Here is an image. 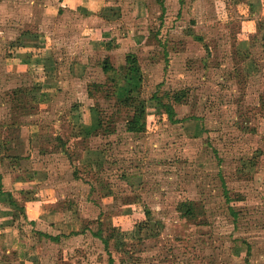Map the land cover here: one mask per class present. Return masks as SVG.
<instances>
[{"label":"rangeland","instance_id":"obj_1","mask_svg":"<svg viewBox=\"0 0 264 264\" xmlns=\"http://www.w3.org/2000/svg\"><path fill=\"white\" fill-rule=\"evenodd\" d=\"M26 1L0 0L1 30L48 29L60 59L78 48L80 17L64 29L34 0L28 19ZM108 1L80 78L65 61L28 100L40 87L0 63V154L31 156L1 169L45 189L43 264H264V0Z\"/></svg>","mask_w":264,"mask_h":264},{"label":"crops","instance_id":"obj_2","mask_svg":"<svg viewBox=\"0 0 264 264\" xmlns=\"http://www.w3.org/2000/svg\"><path fill=\"white\" fill-rule=\"evenodd\" d=\"M33 1L34 0L26 1L29 9L25 12V18L27 17L30 19V16L32 15L31 4ZM108 2V0L44 1L40 12L42 18L46 20L49 18H57L59 21L62 20L60 25L67 30L68 26H70V22H73L74 17L76 19L80 17V20H82V25L79 24L76 26V33L79 36H75L76 38H73L72 40L78 45V48L76 47L73 49L69 47L64 49L63 52L66 53L61 54L65 56L62 59L56 56L57 51H55V49H59V52H61V49L58 48L60 44L48 29H29L25 32L21 31L17 33L9 28L3 30L0 29V40L3 41L1 45L3 46V49L7 51L0 62L6 69V72H4L8 73L10 70L14 71L13 69H16L15 72L21 74L23 77V81L19 82L22 89L25 87L24 85H29V83L37 86V89L38 86L40 87L38 91L32 90L30 92L25 90V88L23 89L25 97H27L28 100H31L32 98L36 99V97H38V99L41 98L43 92L42 88L44 86L48 88L49 83H59V81L55 79L52 80L50 73L47 71L52 68H59L62 65L65 66V61H69L68 67L70 69L68 71L69 77L67 78H69L70 81L83 76L84 72L81 74L78 70L82 66H85V69L87 68L86 59L88 58L86 55H84L85 57L83 55L81 56V52L83 53L87 49H89V51L92 50L93 46L97 43L105 42L106 35H109V31H105L106 28H102L105 25L104 23L91 22L101 20L106 21L103 19L104 17L102 16V18L100 16L92 15L90 12ZM88 20H90L89 23ZM86 22L87 24H85ZM89 29L90 34L85 37L84 34L87 33ZM92 35H94V37ZM81 45H85V47L82 48ZM49 51L51 52L49 53ZM52 53L53 57H50ZM72 54L73 57L75 56L74 58H71L72 56L70 55ZM74 70L76 71L74 72ZM13 81L15 82V80ZM67 82H69L68 79ZM8 83L9 81H7V84ZM11 85H14V83L12 82ZM29 125L30 124L24 125L28 132L30 131ZM6 126H8L7 128L10 127L9 129H12L13 127V125ZM6 126L0 124V130ZM26 140L28 141V135ZM7 141L9 140L1 138L0 147L8 146L9 143ZM30 150H28V152ZM11 155L12 154H7V156H4L3 154H0V264H43L40 246L37 244H42L43 239H46L48 242L50 238L46 236L47 238L40 240V243H35L34 238L38 239V230L39 232H42L38 225L45 224L42 222V209L45 201L42 199L31 198V196L41 194L45 189L42 184L35 180V175L29 174L28 171L19 173L11 167H7L6 170L3 168L1 169L3 163L7 164L9 161L22 162V159L31 158L30 154L29 156L26 154L23 157H15ZM29 175L33 177H29ZM32 178H34V180ZM37 191L38 193H36ZM45 225L50 228L47 223ZM46 230L44 229L43 232Z\"/></svg>","mask_w":264,"mask_h":264},{"label":"trees","instance_id":"obj_3","mask_svg":"<svg viewBox=\"0 0 264 264\" xmlns=\"http://www.w3.org/2000/svg\"><path fill=\"white\" fill-rule=\"evenodd\" d=\"M127 59L129 61L130 65H132V63L135 62V59H133V58L127 57ZM102 70L104 72L113 71V66L107 60H104L103 64H102ZM119 88H120V85H119ZM119 98L125 105H131L132 101L135 99L134 97H132L130 95L129 90L126 94H123V97H119ZM163 108L165 109V112L167 113L169 119L171 121H175L173 118V110H172L171 106L165 105V106H163ZM136 123H137L136 118H133L131 121L128 122L127 128L129 130H134L136 127ZM178 210L181 211V213H184L185 215H190L192 213V208L189 205V203H187V202L179 203ZM45 236H48L51 240H54L57 237V236L49 235V234H45Z\"/></svg>","mask_w":264,"mask_h":264}]
</instances>
